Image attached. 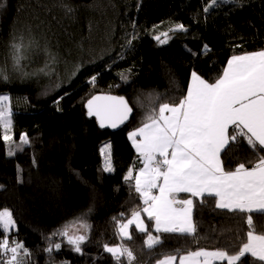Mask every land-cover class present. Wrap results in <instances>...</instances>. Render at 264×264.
Returning a JSON list of instances; mask_svg holds the SVG:
<instances>
[{"label": "trees", "instance_id": "1", "mask_svg": "<svg viewBox=\"0 0 264 264\" xmlns=\"http://www.w3.org/2000/svg\"><path fill=\"white\" fill-rule=\"evenodd\" d=\"M62 3L70 4L74 14L66 15ZM209 3L0 0V60L9 55L11 36L28 26L40 47L56 56L50 75L14 73L10 82L0 83V94L9 96L13 112V148L21 134L29 138L22 150L8 156L0 130V209L11 210L17 229L9 238L31 251L30 264H116L104 252L105 244L130 248L134 264H156L164 255L197 247L235 254L246 242V214L217 209L211 197L203 204L195 201V238L161 233L163 243L153 249L144 246L146 234L134 225L131 240L118 237L113 219L124 222L141 205L132 181L124 180L129 168L138 171L142 166L128 132L142 126L151 108L178 103L193 71L214 82L233 55L264 50V0H217L205 12ZM177 24L186 31L170 32ZM163 32L169 39L160 44L154 37ZM45 59L40 53L24 70L43 68ZM97 93L124 97L132 109L130 120L118 131L100 128L88 115L85 104ZM104 142L110 146L111 172L103 170ZM261 154L241 140L228 146L222 160L226 169L238 163L251 167ZM77 218L91 226L83 254L72 251L63 237L53 236ZM253 218L256 233H264V214L254 213ZM142 219L152 230L147 216ZM56 243L62 244L59 251H44ZM242 264H253V258L246 255Z\"/></svg>", "mask_w": 264, "mask_h": 264}, {"label": "snow or ice", "instance_id": "2", "mask_svg": "<svg viewBox=\"0 0 264 264\" xmlns=\"http://www.w3.org/2000/svg\"><path fill=\"white\" fill-rule=\"evenodd\" d=\"M216 4L217 0H211L204 11L208 12ZM61 7L66 15L75 12L68 3H62ZM169 31L186 29L183 24H177ZM31 33L28 26L11 36L9 55L0 60V83L10 82L14 73L21 77L51 74L49 65L56 62V56L47 47L41 48ZM154 39L165 44L169 33H160ZM40 53L46 58L44 67L26 72L27 63ZM95 79L92 77L90 83L94 84ZM9 100L8 95L0 94V130L8 145L7 155L14 156L17 149L22 150V146L29 143V138L21 134L19 145L13 148V112ZM86 107L88 115L95 116L101 128L118 127L132 112L124 97L108 95L93 96ZM128 139L143 166L138 171L129 168L124 180L134 181L143 207L133 210L126 222L113 218L118 237L131 240L130 226L134 225L137 232L146 234L143 243L148 249L163 243L161 233L195 238L198 231L193 218L195 201L203 204L206 197H211L217 209L246 214V242L235 254L223 248L197 247L184 254L177 250L176 254L164 255L156 264H177V261L178 264H222L225 261L242 264L246 255L253 258V264H264V233H256L253 218L254 213L264 214V154L259 155L251 167L238 163L234 169H226L222 160L228 146L241 140L246 141L254 153L264 152V50L233 55L214 82L193 71L187 92L179 102L160 103L158 109L151 108L142 126L130 132ZM101 151L105 155L103 170L113 171L110 146L106 145ZM17 182H22L19 176ZM180 194L188 195L181 198ZM143 215L152 222V230L142 219ZM90 228L86 221L77 218L53 236L63 237L72 251L83 254L81 246L88 240ZM16 229L11 210L0 209V264H30L31 251L22 241L9 238ZM61 247V243H56L44 251L51 253L53 248L59 251ZM103 250L116 264H123V260L134 264L136 260L133 251L124 244H105Z\"/></svg>", "mask_w": 264, "mask_h": 264}, {"label": "water", "instance_id": "3", "mask_svg": "<svg viewBox=\"0 0 264 264\" xmlns=\"http://www.w3.org/2000/svg\"><path fill=\"white\" fill-rule=\"evenodd\" d=\"M105 95H108V96H115V95H112V94H108V93H97V94H95V95H93V96H105ZM92 96V97H93ZM92 97H90L88 100H90ZM116 97H119V96H116ZM88 102V101H87ZM87 102H86V104H85V107H86V105H87ZM86 110H87V112H88V109H87V107H86ZM94 119H95V121H96V123L98 124V126L100 127V124H99V122L97 121V119H96V117L95 116H92ZM130 117H131V113L129 114V118L124 122V123H122V124H120L118 127H116V128H112V127H104V128H102V129H108L110 132H116V131H118L119 129H121L123 126H125L127 123H128V121L130 120ZM101 128V127H100Z\"/></svg>", "mask_w": 264, "mask_h": 264}, {"label": "rangeland", "instance_id": "4", "mask_svg": "<svg viewBox=\"0 0 264 264\" xmlns=\"http://www.w3.org/2000/svg\"><path fill=\"white\" fill-rule=\"evenodd\" d=\"M9 106H10V104H9ZM141 127V126H140ZM136 129H134V130H132V131H135ZM132 131H130V132H132ZM130 132H128V134L130 133ZM128 134H127V137H128ZM129 140V139H128ZM129 142H130V144H131V146H132V142H131V140H129ZM106 145H108V143L107 142H104L103 144H102V146H101V148H100V153H101V156H102V159H103V162L105 161V155L102 153V151H101V149L102 148H104ZM132 148H133V150L136 152V150H135V148L132 146ZM136 154H137V152H136Z\"/></svg>", "mask_w": 264, "mask_h": 264}, {"label": "crops", "instance_id": "5", "mask_svg": "<svg viewBox=\"0 0 264 264\" xmlns=\"http://www.w3.org/2000/svg\"><path fill=\"white\" fill-rule=\"evenodd\" d=\"M226 65H227V63H226ZM225 65V66H226ZM192 74V73H191ZM191 74H190V76H189V80H188V84L191 82ZM187 87H188V85H187ZM186 92H187V89H186ZM143 166V165H142ZM141 166V167H142ZM132 183H133V186H134V181H132ZM188 195V194H187ZM181 198H187V197H181ZM142 207H143V204H142V202H141V205H140V207L138 208V209H142ZM146 216V215H145ZM129 218H131V214H129V215H127V217H126V220L124 221V222H126L127 221V219H129ZM177 264H178V261H177Z\"/></svg>", "mask_w": 264, "mask_h": 264}]
</instances>
